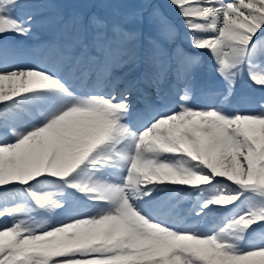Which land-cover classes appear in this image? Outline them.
Instances as JSON below:
<instances>
[{
    "label": "snow or ice",
    "instance_id": "obj_1",
    "mask_svg": "<svg viewBox=\"0 0 264 264\" xmlns=\"http://www.w3.org/2000/svg\"><path fill=\"white\" fill-rule=\"evenodd\" d=\"M98 2L0 0V264H264V0Z\"/></svg>",
    "mask_w": 264,
    "mask_h": 264
},
{
    "label": "rangeland",
    "instance_id": "obj_2",
    "mask_svg": "<svg viewBox=\"0 0 264 264\" xmlns=\"http://www.w3.org/2000/svg\"><path fill=\"white\" fill-rule=\"evenodd\" d=\"M21 2H25V0H21ZM62 2L69 4V5H75L78 6L81 11L84 12H89V11H94V12H104L107 13L110 11V9L105 8L102 4L98 2V0H62ZM156 3L157 0H154ZM160 5H164L162 7V11L167 14L168 16L172 17L173 20L172 22L174 24L179 25V19L172 13L167 7H166V2ZM134 5L129 4L125 10L133 8ZM47 34L43 31L37 32L34 37H29L27 40H23L22 46L27 50L29 53L33 48H35V45L37 44L39 39H45ZM31 46V47H30ZM33 47V48H32ZM38 54H39V49H38ZM210 76H206L204 80L202 81L203 84H212L214 81H212ZM199 92H195L193 95L192 99L190 100V103L194 107H203L202 105L204 104V100L200 97L201 94L206 93V89H199ZM203 92V93H202ZM261 96H264V94L257 92V89L255 86H251L246 82H242L241 84L238 85L236 95L233 99L244 102V103H252L254 101L258 102ZM153 104L154 107L157 110H165L166 108H172L175 107V97L172 95H165V96H156L153 94ZM233 101V100H232ZM245 109L243 111H257L258 108L256 109L255 106L251 107L250 105H245ZM2 222V221H0ZM257 238H259V234H257Z\"/></svg>",
    "mask_w": 264,
    "mask_h": 264
},
{
    "label": "bare ground",
    "instance_id": "obj_3",
    "mask_svg": "<svg viewBox=\"0 0 264 264\" xmlns=\"http://www.w3.org/2000/svg\"><path fill=\"white\" fill-rule=\"evenodd\" d=\"M38 56H39L38 49L37 48H33V50H31L28 53L27 60L30 62V61L35 60L36 58H38ZM256 89H257V92L264 94V92H262L258 87H256ZM200 95H201L200 97L202 98V100H204V104L202 106H205L208 103V100L206 98V93L205 94H201L200 93ZM134 102L137 104L138 108L142 107V103L140 102V98L139 97H136ZM245 105H250L251 107H253V105H254L256 109L258 108V104H257L256 101L252 102L251 104L250 103L247 104V103H244V102L237 101L235 99H233L231 105H227V107H229L231 110L243 111L245 109V107H246Z\"/></svg>",
    "mask_w": 264,
    "mask_h": 264
},
{
    "label": "trees",
    "instance_id": "obj_4",
    "mask_svg": "<svg viewBox=\"0 0 264 264\" xmlns=\"http://www.w3.org/2000/svg\"><path fill=\"white\" fill-rule=\"evenodd\" d=\"M166 2V0H157V2L156 3H158V4H163V3H165ZM169 19H172L173 20V18L172 17H170L169 16Z\"/></svg>",
    "mask_w": 264,
    "mask_h": 264
}]
</instances>
